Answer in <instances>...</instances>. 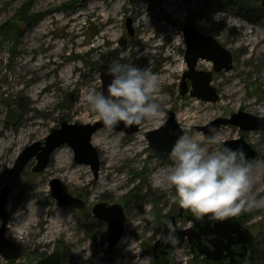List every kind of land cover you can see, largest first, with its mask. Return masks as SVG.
I'll use <instances>...</instances> for the list:
<instances>
[{
	"label": "rangeland",
	"instance_id": "obj_1",
	"mask_svg": "<svg viewBox=\"0 0 264 264\" xmlns=\"http://www.w3.org/2000/svg\"><path fill=\"white\" fill-rule=\"evenodd\" d=\"M261 1L0 0V128L7 134L17 136L22 130H28L26 125L31 122L30 116L32 122H42L18 142L15 158H11L13 161L0 173V193L4 188H10L6 236L22 250L18 259H5L0 254V264H32L54 251L61 253L62 264H158L151 248L160 235L159 221L178 214L181 207L174 187L153 185L155 178L173 161L171 156H156L146 132L161 127L171 110L176 113V120L184 130V135H203L204 146L209 151L221 148L227 140L243 136L258 151L257 158L246 162L256 165L264 161V131H242L235 125H221L214 135L219 137L222 144H211L203 131L197 130V127L206 126L218 118H230L239 111L264 116V43L255 44L259 36H264V6ZM216 12H224L225 18L214 20ZM127 18L132 19L133 35L128 32ZM188 23L193 24L199 32L214 36L233 56L231 70L214 71L212 61H198V70L213 71L212 85L219 94L217 101H204L188 93H180L183 74L187 70V46L183 29ZM181 33L185 44L178 47L172 41ZM94 34L96 36L93 37ZM168 52L173 53L178 69L168 82L160 81L158 84L155 94L158 97L154 101L161 107V118L146 121L133 134L107 127L97 130L111 133L106 141L124 148L133 147V144L143 139L141 144L145 149L142 152L137 153L139 149L129 151L128 157L124 156L119 161L121 168L114 167L118 169L120 177L126 179L127 184L122 189L114 195H102L94 200L99 194L100 183L110 180L104 171L105 152L93 141L97 131L91 139L100 157L97 177L89 164L75 161L74 150L68 144L61 145L52 153L48 167L41 172L33 171L38 163L37 158L31 159L21 173L12 171L28 145L39 141L43 144L52 130L59 128L62 122L87 124L98 121L96 114L82 101V90L95 87L102 92L103 64L119 63L147 68L158 78L161 74L157 71L167 62L164 55ZM23 58L31 59L29 66L39 64V60L46 64L32 69L21 68L20 60ZM63 71H67L72 81L66 89L60 86V75H66ZM42 74H46L49 82L43 93L52 95L47 113L43 115L37 113L29 99L33 88L37 94L41 91L37 87L40 82L36 79ZM32 77L34 79L28 81ZM188 84L191 87L190 80ZM233 91L237 95L231 98L228 106H224L229 101L225 94ZM186 112L189 115L183 114ZM193 114L197 116L192 117ZM180 115L183 117L178 119ZM117 136L122 139L117 140ZM4 153L9 159L13 151ZM66 164L73 165V169L79 171L78 180L82 184L67 182L57 171V165ZM52 179H58L66 192L83 201L84 208L61 205L51 191ZM250 180L251 187L247 195L256 204L236 217L242 218V223L253 232L254 240L250 243L247 258L241 264H264V170L254 167ZM38 185L43 188L40 199L44 204L40 207L45 211L46 220L40 223L33 221V210L24 215L23 219L29 223L25 225L24 231L30 233L36 229L41 232L40 239L26 243L25 239L8 234V226L17 227V222L22 218L16 217V214L23 206L32 208L35 201L31 193ZM102 202L122 206L126 215L122 237L110 252L108 223L98 219L93 212L94 207ZM62 210L68 213L74 230L60 235L51 244L41 245L40 241L53 232L52 228H48L49 222L55 213ZM1 223L0 218V226ZM178 223L182 228L192 225V222L182 218L178 219ZM133 224L138 226L133 229ZM76 238L83 240L84 246L77 244L74 241ZM169 264L207 263L203 257L194 259L186 241L174 251Z\"/></svg>",
	"mask_w": 264,
	"mask_h": 264
},
{
	"label": "water",
	"instance_id": "obj_2",
	"mask_svg": "<svg viewBox=\"0 0 264 264\" xmlns=\"http://www.w3.org/2000/svg\"><path fill=\"white\" fill-rule=\"evenodd\" d=\"M262 4L264 5V0H262ZM126 26L129 34L133 35L131 18H127ZM183 31L187 46L185 61L188 68L183 74L180 92L182 95L189 93L192 97L204 101H217L219 94L212 85L213 72L198 70V61L199 59L212 61L215 71L231 70L233 68V56L214 36L197 31L192 24H186ZM110 65L104 64L101 67L102 93L105 95H107V87L111 80L104 73ZM188 80L191 81V88L188 85ZM228 124L238 126L242 131H264V116H255L239 111L232 114L230 118H218L206 126L197 127V130L203 131L205 136L209 138L215 134L217 128L221 125ZM141 125L126 127L123 123H120L114 130L133 134L139 131ZM102 127L106 126L100 120L87 124L80 122L71 124L64 121L59 128L52 130L43 144L39 141L28 145L18 157L12 171L21 173L31 159L37 158L38 163L33 171L41 172L48 167L52 153L61 145L68 144L74 150L75 161L89 164L97 177L100 169V157L97 149L92 145L91 139L93 134ZM181 135H184V130L176 120L174 111H169L168 117L161 127L146 132L150 145L154 148L158 157L171 156L173 145ZM223 146L233 150L242 148L246 160L257 157V151L245 141L243 136L227 140ZM50 187L54 197L61 205H74L79 208L84 206L83 201L75 199L64 190L58 179H52ZM9 193V187L4 188L0 193V218L2 220L0 226V254L5 259H17L21 254V248L6 236ZM181 211L183 213L181 215L192 221L194 225L184 229L178 228L174 216L165 218L170 219L173 225L177 226V240L171 244L165 243L163 239H158L154 244L153 254L160 264H166L169 261L172 252L180 248L186 237L192 246L194 259L203 257L207 264H241L246 259L249 245L254 240V234L237 217H230L222 221H209L207 218L198 221L185 209L182 208ZM93 212L98 219L108 223L107 240L109 250H112L121 239L125 229L126 215L124 210L118 204L101 203L94 207ZM158 228L160 234L165 236L168 234L166 225L161 222ZM32 264H62V256L59 251H54Z\"/></svg>",
	"mask_w": 264,
	"mask_h": 264
},
{
	"label": "clouds",
	"instance_id": "obj_3",
	"mask_svg": "<svg viewBox=\"0 0 264 264\" xmlns=\"http://www.w3.org/2000/svg\"><path fill=\"white\" fill-rule=\"evenodd\" d=\"M225 18L216 12L213 19ZM230 26V25H229ZM178 47L185 44L183 34L173 41ZM110 77L107 95L95 87L82 90V101L96 118L109 129L120 123L130 127L161 118L162 110L154 101L158 79L147 68L111 64L104 73ZM211 144H222L217 135L208 138ZM203 135H181L171 151L172 165L164 170L166 181L174 186L176 199L196 220L222 221L249 210L256 201L249 197L253 168L264 170V161L252 165L246 162L242 148L223 146L209 151ZM168 234L158 235L165 243L177 240L176 226L170 219L161 221ZM191 227V224L189 225Z\"/></svg>",
	"mask_w": 264,
	"mask_h": 264
},
{
	"label": "bare ground",
	"instance_id": "obj_4",
	"mask_svg": "<svg viewBox=\"0 0 264 264\" xmlns=\"http://www.w3.org/2000/svg\"><path fill=\"white\" fill-rule=\"evenodd\" d=\"M253 40V39H252ZM252 43V42H250ZM264 43V36H259L256 39V46L257 45H261ZM173 53L168 52L164 55L165 60H167V62L165 64H163L159 69H158V73L161 74L157 79H158V84L160 83V81H166L168 82L170 80V78H172L174 76V74L177 71V66L175 64V61L173 60ZM40 63H36L33 66H29L31 59L26 60L25 58H23L22 60H20V67L24 68V67H29V69L32 68H37L39 67H43L44 64H46L45 62L43 63V60H39ZM65 72L66 75H60V78L62 79L60 86L63 87L64 89H66L70 84H71V80H70V76L67 75V71H63ZM64 78V79H63ZM34 77L29 78L28 81L33 80ZM36 81H39V85L37 86L38 88L41 89V91L37 94L35 93V88L32 89V95H29V99L30 101L34 104V109H36L38 114H44L47 113V109L49 107V104L51 103L50 98L52 97V95L43 93V91H46V89L48 88L49 82H48V78L45 75H41V77H38L36 79ZM223 82V81H221ZM45 94V95H42ZM234 95H237L235 91L231 92V93H227L225 94V96L228 97L229 101L227 103L224 104V106H228V104H230L231 102V98L234 97ZM36 96V97H35ZM158 96H154V100L157 98ZM164 98V95H163ZM233 100V99H232ZM184 115H189L188 112L183 113ZM197 114H193L192 117H196ZM183 115L177 116L178 119L182 118ZM199 117V116H198ZM33 118L32 116L29 117V122L26 126L28 127V130H22V132L17 135V136H13L12 134H7L5 133L1 128H0V137L2 138V140H0V173H2L5 169V167L7 165H9V163L11 161H13V159L15 158V146L18 144V142L20 140H23L26 138L27 134H31L33 132V130H36L37 127H39L41 125V121H34L32 122ZM138 134V133H137ZM136 134V135H137ZM111 133H107L106 131L102 132V130L97 131L94 134V138L93 141L99 145L101 147V149L105 152V156H104V160H105V173L107 174V176L110 177L109 181H104L103 183H100V185L98 186V192L96 197L94 198V200H96L99 196L102 195H114L118 190L122 189L126 183V179H124V177H120V175L118 174V169H114V167H118L121 168V166L119 165V161L122 159V157L127 156V154H129V151H136L137 149H139V152H142L145 147L141 144L142 142V138L137 142L138 145H136L137 143L133 144V147H127L124 148L123 146H119L118 144L114 143V142H107L106 139L111 137ZM117 140H121L122 138L117 136L116 137ZM116 139H113L112 141H115ZM20 143V142H19ZM109 144V146H107ZM13 151V154H11L10 158L7 159L5 157V151ZM14 157V158H13ZM11 158H13L11 160ZM74 166L73 165H57V171L61 174L62 177H64L66 179L67 182L69 183H73L74 185H80L82 184V182H80L78 180V176L79 175V171L73 169ZM120 172V171H119ZM108 180V179H107ZM153 185L155 187H174L172 185H170L165 177H164V171L162 172L161 175H159L158 178H155ZM43 192V188L41 186H37L35 187V189L32 191V196L34 198L33 205L35 207L32 208L28 207V206H23L21 208V211H19L16 214V217H21L22 219H20L19 222H17V227H11L8 226V234L12 235L15 238H22L25 239V242L28 243L31 240H38L40 239V231H37L36 229L31 231L30 233L24 231V227L26 224L25 220L23 219L24 215L26 213H28L30 210H33L31 213L32 216V220L33 221H39L42 222L45 219V211L42 210V208L40 207L41 204H44L43 201L40 199V195ZM260 192H258L257 194H259ZM48 205V204H46ZM68 213L66 211L62 212H58L55 213V216L53 217V219L49 222L48 228H52L53 232L49 233L42 241H40V244L45 246L47 244H51L54 241L57 240V238H59L60 235L67 233L70 230H74V228L71 227L70 225V221L68 219ZM25 218V217H24ZM33 223V222H32ZM134 226H132L133 229H135L138 224H133ZM10 227V228H9ZM46 231V230H44ZM77 244H80L82 246H84V241L81 240L80 238H76L74 240ZM126 241V240H125ZM83 251V250H82ZM80 251V252H82Z\"/></svg>",
	"mask_w": 264,
	"mask_h": 264
},
{
	"label": "flooded vegetation",
	"instance_id": "obj_5",
	"mask_svg": "<svg viewBox=\"0 0 264 264\" xmlns=\"http://www.w3.org/2000/svg\"><path fill=\"white\" fill-rule=\"evenodd\" d=\"M188 82V81H187ZM189 85V84H188ZM254 148V147H253ZM255 150H256V148H255ZM257 151V150H256ZM257 156H258V151H257ZM66 206H69V205H66ZM74 206V205H73ZM84 208V207H83ZM181 210H182V208H181ZM179 211L178 212V214H172V215H169V216H174L175 217V219H174V221H175V223L177 224V226H178V228H182L180 225H179V223H178V219L179 218H182V219H184V220H187L184 216H182L181 214H183L182 213V211ZM166 217H168V216H166ZM9 220V219H8ZM162 221V219L159 221V224H160V222ZM8 224V223H7ZM159 224H158V227H159ZM194 225V223L191 225V226H193ZM176 226V227H177ZM7 228V227H6ZM184 229V228H183ZM158 232H159V228H158ZM159 234H160V232H159ZM188 242L189 243V240H188V238L186 237L185 238V240L183 241V243H182V245L185 243V242ZM157 242V241H156ZM155 242V243H156ZM154 243V244H155ZM118 244V243H117ZM154 244L152 245V248H151V251H152V254H153V246H154ZM181 245V246H182ZM189 245H190V250H191V253H192V255H193V252H192V246H191V244L189 243ZM109 246V245H108ZM110 251H112V250H109V252ZM175 251V250H174ZM174 251L172 252V254H171V256H170V259H169V261L166 263V264H169L170 263V261L172 260V257H173V255H174ZM153 257H154V259H155V261L158 263V264H160L158 261H157V259L155 258V256H154V254H153ZM62 262H63V259H62Z\"/></svg>",
	"mask_w": 264,
	"mask_h": 264
},
{
	"label": "trees",
	"instance_id": "obj_6",
	"mask_svg": "<svg viewBox=\"0 0 264 264\" xmlns=\"http://www.w3.org/2000/svg\"><path fill=\"white\" fill-rule=\"evenodd\" d=\"M71 4V3H70ZM34 23V20L32 21ZM96 36V34L93 35V37ZM241 222H243L242 218H239Z\"/></svg>",
	"mask_w": 264,
	"mask_h": 264
}]
</instances>
